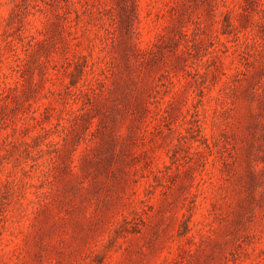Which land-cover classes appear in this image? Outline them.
Instances as JSON below:
<instances>
[{
    "label": "rangeland",
    "instance_id": "rangeland-1",
    "mask_svg": "<svg viewBox=\"0 0 264 264\" xmlns=\"http://www.w3.org/2000/svg\"><path fill=\"white\" fill-rule=\"evenodd\" d=\"M0 264H264V0H0Z\"/></svg>",
    "mask_w": 264,
    "mask_h": 264
}]
</instances>
